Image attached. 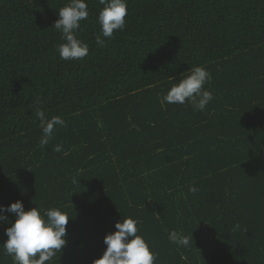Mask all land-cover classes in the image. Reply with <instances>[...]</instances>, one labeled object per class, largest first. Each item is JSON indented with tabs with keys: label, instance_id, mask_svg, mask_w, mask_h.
<instances>
[{
	"label": "trees",
	"instance_id": "1",
	"mask_svg": "<svg viewBox=\"0 0 264 264\" xmlns=\"http://www.w3.org/2000/svg\"><path fill=\"white\" fill-rule=\"evenodd\" d=\"M69 2L0 0V206L70 217L46 264H93L128 217L154 264H264V0H127L103 46L104 5L85 0L76 36L89 51L66 61L53 26ZM194 66L211 75L205 110L162 105ZM37 107L65 122L44 146ZM0 215V264H13L2 245L15 216Z\"/></svg>",
	"mask_w": 264,
	"mask_h": 264
},
{
	"label": "clouds",
	"instance_id": "2",
	"mask_svg": "<svg viewBox=\"0 0 264 264\" xmlns=\"http://www.w3.org/2000/svg\"><path fill=\"white\" fill-rule=\"evenodd\" d=\"M99 3L104 7L97 17L100 34L95 39L103 46L102 37L111 38L114 30H123L127 16V0H99ZM88 15L85 0H70L58 10L59 19L55 21L53 28L61 33L63 43L56 45V49L62 60L83 59L88 54V46L76 36L80 21L86 20ZM210 80L211 75L205 67L194 66L179 83L171 86L161 103L163 105L191 102L195 111H204L213 99L212 92L204 89L205 83ZM40 103L41 101L37 100V104ZM35 115L39 118V126L43 132L40 143L42 146L47 145L55 126H65V122L59 116L48 119L39 107ZM62 150L61 145L54 148L56 152ZM64 154L67 155L66 152ZM72 182L77 183V179L73 177ZM189 191L195 193L197 189L190 187ZM5 211L14 214L15 221L5 229L7 239L3 242L2 253L11 256L13 264H46L53 261L57 252H61L66 245V225L70 217L60 209L50 208L41 215L38 207L26 211L23 203L16 201L7 208L0 206V213ZM6 220V216L0 215V221ZM115 229V232L104 237L106 250L93 264H154L156 256L145 239L138 234L136 220L123 218L115 224ZM168 239L182 247L190 244L189 237L174 230L169 232Z\"/></svg>",
	"mask_w": 264,
	"mask_h": 264
}]
</instances>
